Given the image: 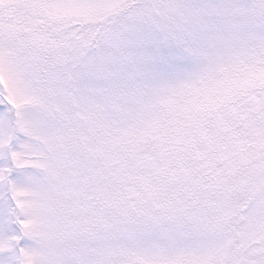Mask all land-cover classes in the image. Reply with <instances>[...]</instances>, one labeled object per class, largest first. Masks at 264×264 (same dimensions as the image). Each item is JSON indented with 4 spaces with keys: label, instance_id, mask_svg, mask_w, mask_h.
<instances>
[{
    "label": "snow or ice",
    "instance_id": "1",
    "mask_svg": "<svg viewBox=\"0 0 264 264\" xmlns=\"http://www.w3.org/2000/svg\"><path fill=\"white\" fill-rule=\"evenodd\" d=\"M0 264H264V0H0Z\"/></svg>",
    "mask_w": 264,
    "mask_h": 264
}]
</instances>
